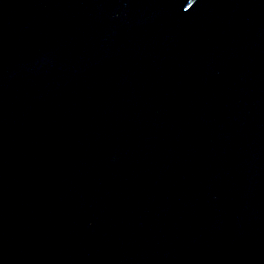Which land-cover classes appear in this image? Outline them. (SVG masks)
Here are the masks:
<instances>
[{"label": "water", "instance_id": "95a60500", "mask_svg": "<svg viewBox=\"0 0 264 264\" xmlns=\"http://www.w3.org/2000/svg\"><path fill=\"white\" fill-rule=\"evenodd\" d=\"M0 264H264V0H0Z\"/></svg>", "mask_w": 264, "mask_h": 264}]
</instances>
